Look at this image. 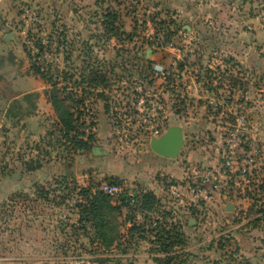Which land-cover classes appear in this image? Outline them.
I'll list each match as a JSON object with an SVG mask.
<instances>
[{
	"label": "rangeland",
	"instance_id": "rangeland-1",
	"mask_svg": "<svg viewBox=\"0 0 264 264\" xmlns=\"http://www.w3.org/2000/svg\"><path fill=\"white\" fill-rule=\"evenodd\" d=\"M39 38L50 44L40 59L44 64L75 73L78 82L81 72L89 78L96 63L104 73L105 83L97 89L84 84L91 96L84 95L79 130L93 134L86 151L72 153L58 135L57 113L45 96L48 85L30 70L34 59L23 44L35 54ZM81 88H74L78 98ZM97 92L107 98L105 115ZM239 120L246 142L233 147L232 170L246 163L241 156H249L252 172L221 178L214 202L205 203L192 193L197 175L221 167L228 132ZM172 126L183 132V146L172 159L175 170L185 169L180 182L154 168L161 159L149 148L151 139ZM42 156L45 164L56 159L49 165L56 176L36 186L34 195H6L7 169L20 181L22 170ZM104 182L123 189L119 197L106 196L111 206L133 199L127 210L106 215L119 234L110 248L97 235L94 220H81L78 207L91 204ZM170 185L185 190L173 198ZM261 186L264 0H0V220H15L17 226L27 210L31 218L55 216L61 230L55 241L62 257L58 264H67L69 256L91 264H156V258H172L170 264H264ZM152 187L161 197L167 187L163 206L143 210L134 199ZM38 202L47 206L38 209ZM54 203L56 209L49 210ZM130 222L146 231L145 240L130 238ZM162 229L183 243L165 251L154 235ZM48 232H53L51 222Z\"/></svg>",
	"mask_w": 264,
	"mask_h": 264
},
{
	"label": "trees",
	"instance_id": "trees-1",
	"mask_svg": "<svg viewBox=\"0 0 264 264\" xmlns=\"http://www.w3.org/2000/svg\"><path fill=\"white\" fill-rule=\"evenodd\" d=\"M108 17H111L112 20L116 19L115 15L108 14ZM60 35L63 36L61 33ZM50 40V35L48 36ZM49 43V42H48ZM58 44L57 46L59 47ZM34 49L37 51L35 54H32V48H29L28 44H23V49L27 53L29 59H34L33 64L30 68L32 73L40 78L43 82L48 85V89L45 90V96L47 101L51 104L54 111L57 113V123L56 129L58 135L62 139H65L68 142V148L72 153L86 151L91 147L93 142V134H85L83 131L79 130V119L82 115V110L84 109V95L89 93L85 91L84 84L87 85L90 89H97L100 85L105 83L104 73L101 67L96 63L95 66H90L89 78H86L81 72L79 74L80 82L75 80V73L69 72L68 70H59L56 67H53L51 64H44L40 59L42 57L44 49H48L50 44H43L39 39H36L33 44ZM65 59H69L68 56ZM62 83H65L62 85ZM83 85V86H82ZM82 87L80 92V97L78 98L74 88ZM97 98L104 102V110L108 111L107 98L103 92H97ZM66 101H70V104H67ZM93 125V124H90ZM41 167V164L36 162L34 166H29L28 170L38 169ZM263 189L264 187L261 186ZM88 189H83V193L86 194ZM88 199V197L83 196L81 198ZM133 201L132 198H128L127 202L122 200L121 206L129 208V202ZM135 204H138L143 210H150L156 208V205H159V200L152 192H142L138 197L134 199ZM81 220L85 219L87 221H95V226L97 228V235L102 239L106 248L112 247L116 240L119 239L118 232L112 228L111 221L107 220L109 212L120 211V207L111 206L109 204L106 195L101 191L97 194H94L91 204H79ZM141 210V209H140ZM108 213V214H107ZM160 226L158 227V229ZM111 232L117 233L115 236L109 237ZM146 233L144 229L134 222L131 223L130 228H128V234L131 239L133 235L136 234L139 240H145L143 234ZM170 231L166 232L164 229L161 231H156L155 236L158 235L157 242H161L165 251L176 243H183L182 239L169 236ZM168 236H167V235ZM111 236V235H110ZM175 239V241H170ZM168 243V244H165ZM127 248V246H125ZM172 258H169L166 262H161L157 258L154 259L156 264H170Z\"/></svg>",
	"mask_w": 264,
	"mask_h": 264
},
{
	"label": "crops",
	"instance_id": "crops-1",
	"mask_svg": "<svg viewBox=\"0 0 264 264\" xmlns=\"http://www.w3.org/2000/svg\"><path fill=\"white\" fill-rule=\"evenodd\" d=\"M100 111L101 110L99 109V112ZM102 113L105 115L106 111L102 109ZM155 155L158 157V159L161 160H158L159 162L155 163L154 168H157V170H161L162 172L165 173V175H169L171 179L177 180L179 182L183 178L185 179V169L183 167H179L178 168L179 170H175L173 168L172 159L164 158L157 154ZM37 159H38L37 162L41 164V167L33 170L23 169L22 170L23 178L20 181L18 177L15 176V172L13 171V169L12 170L7 169L6 179H5L6 195L14 194L18 191H24L31 193V195H34L32 194L33 193L32 190L36 186L41 187V185H44L43 183L45 182L47 177L50 178L52 175L53 177L56 176V168H50L49 166V165H54L56 163V159L51 161L52 163L49 162L48 164H45L46 160L45 158H43V156L41 158L38 157ZM143 167L146 168L145 163H143ZM58 174L60 175L62 174L61 170H58ZM139 175H141V173ZM124 179L127 178L124 177ZM167 187L161 189L162 197L161 195H159V192L155 189V187L154 188L152 187V190H150V192H152L159 200V205L161 206H163V201L161 202L160 199L164 197L163 195L165 196L167 195V190H166ZM184 190L185 187H183L182 191ZM128 191L131 193V190ZM182 191L180 192V195H182ZM142 192L145 191H140L138 194ZM37 201H40V199H38ZM41 202H38L37 204L34 205H36L38 209L47 206V205L41 206L40 205ZM170 205L171 203L168 204L167 208L170 207ZM117 207H120V211L127 210V207L121 206V204H119V206ZM47 208L49 210L50 209L55 210L56 204L54 203L53 205L48 206ZM140 212H142V210H140ZM140 212H136V214ZM27 213L29 214L28 210ZM28 214L27 217L22 218L20 222H16L17 226H14L15 220L11 221L9 223L10 224L9 230L4 232L2 235L0 234V255H1L0 258L3 257L7 258V260L5 259V261L0 260V264H58V262L55 260V255L59 254L57 251L58 249L56 248L55 241L60 240L61 230L59 226L58 227L56 226V224H58L57 219H55V216L52 219H50V217L44 218L40 216H37L36 218H31L28 217ZM50 222L53 228L52 233L48 232ZM19 224L21 225V230L19 233H17L16 230ZM52 238L54 240L53 244H51ZM2 243L4 244L2 245Z\"/></svg>",
	"mask_w": 264,
	"mask_h": 264
},
{
	"label": "built area",
	"instance_id": "built-area-1",
	"mask_svg": "<svg viewBox=\"0 0 264 264\" xmlns=\"http://www.w3.org/2000/svg\"><path fill=\"white\" fill-rule=\"evenodd\" d=\"M246 131L244 129V123L239 120L237 122V125L233 130L228 132V138L226 140V146L221 151V158L223 159V164L221 167L217 170H204L199 175H197V181H196V187L192 190V193L195 197H199L202 199L201 201L207 202H214L215 195L219 193V184L221 182V178H228L230 177L231 173L237 174L240 176H245L252 172L250 171L251 165H253L254 160L250 159V157L241 156L242 161H246V163L240 164L236 169L233 168V165L236 163L237 159H234V151L233 147L235 146H241L246 142ZM240 163V161H239ZM168 192L172 195L173 198H178L180 196V192L183 189V186H177V185H170L168 187ZM99 191H101L103 194L110 198H116L123 194V189L119 184L113 183V182H104L100 185ZM131 195V194H130ZM10 204L13 202H9ZM11 221L6 220L5 222H2L0 220V230H3L4 227H9V223ZM2 235L3 232H0ZM59 252V250H57ZM75 257H68L67 264H91L90 262L84 261L81 263H78L74 260ZM7 258H0V260L5 261ZM55 260H62V257H58V254L55 255ZM58 262V261H57Z\"/></svg>",
	"mask_w": 264,
	"mask_h": 264
},
{
	"label": "water",
	"instance_id": "water-1",
	"mask_svg": "<svg viewBox=\"0 0 264 264\" xmlns=\"http://www.w3.org/2000/svg\"><path fill=\"white\" fill-rule=\"evenodd\" d=\"M184 143L183 132L181 127L172 126L159 138H153L149 141V148L155 154L164 157L174 159L177 157L180 149ZM97 148H93L92 152L95 154ZM226 210H232L231 206H226Z\"/></svg>",
	"mask_w": 264,
	"mask_h": 264
}]
</instances>
